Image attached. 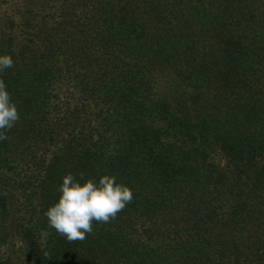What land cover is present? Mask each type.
Listing matches in <instances>:
<instances>
[{
	"label": "trees",
	"instance_id": "trees-1",
	"mask_svg": "<svg viewBox=\"0 0 264 264\" xmlns=\"http://www.w3.org/2000/svg\"><path fill=\"white\" fill-rule=\"evenodd\" d=\"M0 54V264H264V0H0ZM69 172L133 199L69 241Z\"/></svg>",
	"mask_w": 264,
	"mask_h": 264
},
{
	"label": "clouds",
	"instance_id": "clouds-1",
	"mask_svg": "<svg viewBox=\"0 0 264 264\" xmlns=\"http://www.w3.org/2000/svg\"><path fill=\"white\" fill-rule=\"evenodd\" d=\"M11 54H0V74L14 67ZM20 114L6 82L0 79V141L8 139ZM56 202L44 212L50 228L69 241L83 240L93 231V223L114 219L133 199L132 189L118 183L114 175L85 178L83 173H67L58 185ZM47 255V253H45Z\"/></svg>",
	"mask_w": 264,
	"mask_h": 264
}]
</instances>
